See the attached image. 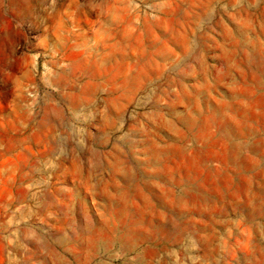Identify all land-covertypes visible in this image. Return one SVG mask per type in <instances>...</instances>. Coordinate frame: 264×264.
Returning a JSON list of instances; mask_svg holds the SVG:
<instances>
[{
  "label": "rangeland",
  "instance_id": "rangeland-1",
  "mask_svg": "<svg viewBox=\"0 0 264 264\" xmlns=\"http://www.w3.org/2000/svg\"><path fill=\"white\" fill-rule=\"evenodd\" d=\"M0 264H264V0H0Z\"/></svg>",
  "mask_w": 264,
  "mask_h": 264
},
{
  "label": "bare ground",
  "instance_id": "bare-ground-1",
  "mask_svg": "<svg viewBox=\"0 0 264 264\" xmlns=\"http://www.w3.org/2000/svg\"><path fill=\"white\" fill-rule=\"evenodd\" d=\"M36 6H37V5H36ZM10 8H11V7H10ZM28 9L31 10V7L29 6ZM12 11H13V10H12ZM23 11H24V10H23ZM17 13H18L19 15L22 14V12L19 11V10L17 11ZM22 15H23V14H22ZM6 30H7V29H6ZM251 129L253 130V128H251ZM251 129H250V130H251ZM250 130H248V132H249ZM227 131H228V130H227ZM253 132H254V131H251V132H250V135H251V136L254 135ZM255 133H256V132H255ZM226 134H228V133L226 132ZM230 135H231V134H230ZM250 135H249V136H250ZM227 136H228V135H227ZM227 138H228V137H227ZM232 138H233V137H232ZM235 138H237V137H235ZM238 138H239V137H238ZM252 140H254V139H252ZM249 142H250V141H249ZM244 144H245V143H244ZM246 144H247V143H246ZM248 144H249V143H248Z\"/></svg>",
  "mask_w": 264,
  "mask_h": 264
}]
</instances>
